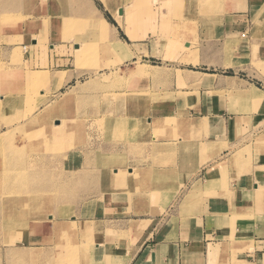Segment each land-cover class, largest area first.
Masks as SVG:
<instances>
[{"label":"crops","instance_id":"0c3cea01","mask_svg":"<svg viewBox=\"0 0 264 264\" xmlns=\"http://www.w3.org/2000/svg\"><path fill=\"white\" fill-rule=\"evenodd\" d=\"M5 1L0 0V80L5 79V85H0V106H4L1 111L19 112L18 98L30 96L29 105L33 110L26 114L22 108L21 117H26L9 127L0 125V146L2 136L10 128L24 127L40 113L50 116L54 127L57 122L60 124L56 114L62 113L60 109L69 101L55 110L56 103L52 104L55 98L60 100L64 94L71 97L66 88L85 74L91 73L84 76L81 85L88 79L97 84L102 79L99 76L102 68H113L97 64L119 56V51L115 55L102 53L107 58L92 61L95 71L77 70L69 64V47L66 46L67 53L65 48L64 52L56 53L57 46L64 42L49 47L39 44L40 36L49 38L47 32L39 34L44 31L42 21L47 17L43 0H25L28 13L22 22L17 20L20 11H15L13 5L8 7ZM259 1L245 0L243 5L245 11L255 9L253 34L245 26L249 21L246 12L237 9L230 15L234 25L224 34L223 43H211L207 54L196 58L194 63L177 65L174 69L180 74L156 80L149 75L135 86L136 90H127L128 95L137 92L149 97L152 94L172 96L156 103L141 99V107H136L130 98L127 100L125 113L128 115L133 110L128 120H143L144 129L149 131L148 139L136 140L139 151L133 156L134 162L143 164L140 173L137 172L142 177L143 190L136 194L145 198L140 203L119 208V215L112 218H104L103 214L94 216L98 221L111 220L124 234L110 264H264V17L259 23ZM90 13L94 25L78 35L79 42L68 39L74 44L75 58V49L80 46L81 49L89 46L90 53L95 39L100 50L102 46L123 41L129 56H123L122 61L135 62L138 57L146 56L159 58L144 40L145 31L141 34L128 30L136 34L135 39L124 32L128 43L95 6H90ZM118 14L122 17L121 9ZM101 16L110 24L106 35L97 28V19ZM103 38H110L105 45ZM229 49L231 52L224 59L222 56ZM87 56L76 60L83 61ZM252 62L255 67L249 72ZM171 65L160 62L149 67L151 71L155 68L167 71ZM143 66L140 64L133 70L140 73L138 69L144 70ZM31 75H36L34 81L27 80ZM127 78L130 83L131 77ZM252 86L258 94L250 98L243 93L253 91ZM95 87L85 97L100 98L103 91L98 90V85ZM35 94L40 99L36 104ZM7 101L16 102L15 108H8ZM102 113V108L86 109L80 113V120L87 126L100 119ZM106 114L111 119L117 113L112 106ZM98 142L91 147L97 149ZM127 169L128 175L135 174L133 167ZM23 175L24 179L39 178L33 170ZM96 253L95 261L100 263L104 250Z\"/></svg>","mask_w":264,"mask_h":264},{"label":"rangeland","instance_id":"374dc122","mask_svg":"<svg viewBox=\"0 0 264 264\" xmlns=\"http://www.w3.org/2000/svg\"><path fill=\"white\" fill-rule=\"evenodd\" d=\"M21 1L14 0V4L11 0L5 2L8 7L13 5L15 11H20L17 20L22 22L28 12L25 0ZM43 1L47 17L42 21L44 31L39 34L45 35L47 32L49 38L40 36L39 44L49 47L50 44L64 42V45L57 46L60 49L56 48V53L62 52L64 48L67 53L66 46L69 47V64L77 70L95 71L92 61L99 60L104 54L101 50L105 46L100 50L94 38L95 45L90 48V53L89 46H85L80 59L86 57L87 53L89 55L79 61L73 54L74 44L68 42L69 38L79 42L78 35L85 30L88 32L91 25H94L90 6L102 12L119 31L120 38L128 43L125 30H135L141 34L145 31L144 40L152 46V53L159 58L138 57L134 62L115 57L117 67L111 65L112 69L102 68L99 75L102 79L97 84H92L88 79L86 84L81 85L84 76L91 73L85 74L66 88L71 97L64 94L60 100L59 97L55 98L52 103H56L55 110L69 101L63 107L64 110L60 109L62 113L56 114L61 119L60 124H56L58 127L49 121L50 116L40 113L24 127L13 126L2 136L0 158H18L21 173L15 179L8 177L7 172L0 175V264H110L111 256L119 248L124 234L118 231V226L113 225L111 220L98 221L94 216L103 214L104 218H112L119 215V208L140 203L145 198L142 194H136L143 190L142 177L137 173H140L143 164L134 162L133 156L139 151L136 140L148 139L149 131L144 129L143 120H128L133 110L128 115L125 113L127 100L130 98L136 107H141V99L156 103L172 96L152 94L149 97L137 92L130 96L127 90H136L135 86H139L142 79L149 75L156 80L164 76L170 78L174 73L180 74L179 70L174 69L177 65L194 63L196 58L207 54L210 45L223 43L224 34L234 25L233 16L230 15L244 10L245 0ZM258 6L257 17L260 23L264 17V0H260ZM119 9L122 10V17H118ZM244 12L249 20L245 26L252 29L253 34L255 9L247 8ZM103 19L106 20L103 16L97 19L98 29ZM176 23L180 24L181 29L177 39L172 36V26ZM113 31L116 35L117 32ZM100 32L106 35L108 27ZM90 37L95 36L90 34ZM109 39L103 38L102 44L105 45ZM228 52L231 49L225 51L222 56L224 59L229 56ZM109 61L97 65L111 67L109 64L112 63L106 64ZM160 62L172 65L167 71H158L157 68L151 71L149 65H160ZM140 64H144L146 70L135 73L133 68ZM251 64L249 72H253L255 67L254 62ZM127 77H131L130 83ZM0 82V85H5V79ZM96 85L98 90L103 91L102 96L97 99L94 96L85 97L88 92L96 90ZM248 95L251 96L250 92ZM31 99V96L18 98L21 103L19 112L6 110L4 113L1 111L4 106H0V125L9 127L26 117H21L25 112H32L33 107L29 105ZM33 99L35 104L40 100L37 94ZM15 105L16 102L7 106L13 109ZM112 106L117 113L111 118L113 120L109 119L112 116L106 114ZM97 108L103 109L102 116L86 126L85 121L80 120V113ZM63 112H67L66 115ZM138 112L141 113L140 110ZM96 141L100 144L97 149L91 147ZM112 145L113 150H110ZM129 157L131 161H128ZM128 166L134 168V175H128ZM31 170L38 172L39 178L24 179L22 174ZM36 190L40 193H30ZM58 224L62 227L58 228ZM100 250H104V254L99 263L94 257Z\"/></svg>","mask_w":264,"mask_h":264},{"label":"bare ground","instance_id":"6f19581e","mask_svg":"<svg viewBox=\"0 0 264 264\" xmlns=\"http://www.w3.org/2000/svg\"><path fill=\"white\" fill-rule=\"evenodd\" d=\"M110 1H112V0H110ZM123 1V0H122ZM131 2V1H130ZM107 3V2H106ZM107 5H108V3H107ZM106 5V6H107ZM105 23V25H104V23ZM103 22H101L102 24H101V27L99 28V31H101L102 29L104 30V28H106V27H110V24L109 23H107L106 22V20H104L103 19ZM180 24L179 23H176V24H174L173 26H172V36H174L175 37V39H177L178 37V35L177 34H179V33H181L180 32V26H179ZM126 33H127V35H128V37L130 38V39H135V37H136V34L133 32H129V31H125ZM120 42V43H119ZM79 45V44H78ZM116 46H117V48H116ZM81 47V46H80ZM77 48V49H75V55H76V58H80V56H81V54L80 53H82V52H84L85 51V49L83 50V48L81 49V48ZM126 47H125V43H123L122 41H118L116 44H108L107 46H105V47H103L102 48V53H104L105 55H109V54H114L115 55V53H116V51H119V56L118 57H116V59H118V58H123V56H125V57H128L129 56V54H127L126 53ZM19 53V52H18ZM19 56V55H18ZM122 56V57H121ZM13 57H15V56H13ZM20 58V57H19ZM11 59V58H10ZM21 62V60L19 61V63ZM78 62V61H77ZM80 63V62H79ZM103 63V62H102ZM109 63H112V64H109ZM106 64H109L110 66L111 65H116L117 63L116 62H114V60H111L110 59V61L109 62H106ZM14 65V64H13ZM145 70H146V68H145ZM145 70H143V68L141 67V68H139L138 69V71H145ZM32 72V71H31ZM147 72V71H146ZM30 74V73H29ZM26 77V76H25ZM24 77V78H25ZM41 77V76H40ZM36 78V75H31V76H29L28 77V79L27 80H33V79H35ZM44 78V77H43ZM49 78H50V76H49ZM57 78V77H56ZM57 80H59V78H57ZM34 81V80H33ZM37 81V80H36ZM60 81V80H59ZM25 82H26V80H25ZM58 83V82H57ZM63 83V82H62ZM61 83V84H62ZM25 85H27V84H25ZM31 85V84H30ZM28 86V85H27ZM33 86V85H32ZM30 90V89H29ZM249 92H250V94H251V96H253V97H256L257 96V94L258 93H256L257 91H256V88L254 87L253 88V91H244V95H248L249 94ZM6 103V105H8L9 106V104H8V102H5ZM30 122H32L33 123V121H30ZM17 124V123H16ZM15 125V124H14ZM10 145V144H9ZM19 160H18V158H15V157H10V158H0V175L2 174L3 175V172H7L8 173V177H10V178H16V177H18V175H19V173H21V167L19 166ZM4 165V166H3ZM1 175V176H2ZM62 227V225H59L58 224V228H61Z\"/></svg>","mask_w":264,"mask_h":264},{"label":"water","instance_id":"95a60500","mask_svg":"<svg viewBox=\"0 0 264 264\" xmlns=\"http://www.w3.org/2000/svg\"><path fill=\"white\" fill-rule=\"evenodd\" d=\"M119 13H121V11H119Z\"/></svg>","mask_w":264,"mask_h":264}]
</instances>
